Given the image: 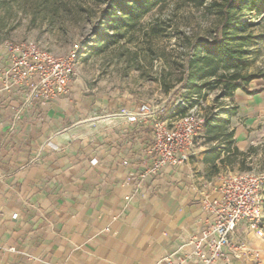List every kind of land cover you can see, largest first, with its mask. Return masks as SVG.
<instances>
[{
    "label": "crops",
    "instance_id": "0c3cea01",
    "mask_svg": "<svg viewBox=\"0 0 264 264\" xmlns=\"http://www.w3.org/2000/svg\"><path fill=\"white\" fill-rule=\"evenodd\" d=\"M3 57L0 43V68ZM29 91L0 83V264H156L205 227L210 183L235 165L242 171L239 159L219 162L224 152L204 159L218 144L203 130L188 164L146 174L149 123L128 121L138 105L101 102L96 113L75 87L48 101L28 99ZM234 97L245 117L233 146L246 153L264 141V91ZM172 110L164 120L179 116ZM233 240L246 249L232 264H264V237L246 223Z\"/></svg>",
    "mask_w": 264,
    "mask_h": 264
},
{
    "label": "rangeland",
    "instance_id": "374dc122",
    "mask_svg": "<svg viewBox=\"0 0 264 264\" xmlns=\"http://www.w3.org/2000/svg\"><path fill=\"white\" fill-rule=\"evenodd\" d=\"M72 3L77 11L74 15L67 11L70 0L57 13L49 6L38 5L36 0L22 4L7 1L0 8V43L33 42L58 56L77 47L79 60L70 87H75L78 96L89 98L96 113L101 110V102L108 105V110L123 104L146 103L167 111L179 99L187 103L185 83L181 82L187 57L199 42L214 38L219 25V7L215 3L221 0H208L202 7L188 0H168L147 14L124 40L107 46L97 41L103 6L93 0ZM245 14L251 24L248 30L256 40L247 47L249 64L241 73L258 76L249 83L250 91H264V15ZM154 26L160 28L158 34L152 33ZM216 96V90H206L199 101L194 97L187 105L195 107L203 117L211 112L220 119H229V128L234 132L235 123L245 115L237 112L234 96L217 105ZM172 121L170 117L167 124ZM235 166L232 172L238 171ZM239 167L242 171L264 172V141L248 153L243 164L239 162Z\"/></svg>",
    "mask_w": 264,
    "mask_h": 264
},
{
    "label": "built area",
    "instance_id": "2783aa9c",
    "mask_svg": "<svg viewBox=\"0 0 264 264\" xmlns=\"http://www.w3.org/2000/svg\"><path fill=\"white\" fill-rule=\"evenodd\" d=\"M2 47L4 63L0 68V83L4 91L30 89L28 99L42 101L68 94L70 79L79 60L77 47L60 56L33 42L6 41ZM176 106H186L187 112L170 125L163 118L168 113L165 108L155 109L146 103L139 104L128 118L133 125L149 123V153L154 161L146 167V174L157 175L165 166L186 165L194 153L195 141L204 130L205 119L183 99L177 100L172 108ZM210 186L215 196H203L207 213L205 227L156 264H232L246 249L243 243L233 240L241 222L257 237H264V172L224 173Z\"/></svg>",
    "mask_w": 264,
    "mask_h": 264
},
{
    "label": "trees",
    "instance_id": "16d2710c",
    "mask_svg": "<svg viewBox=\"0 0 264 264\" xmlns=\"http://www.w3.org/2000/svg\"><path fill=\"white\" fill-rule=\"evenodd\" d=\"M16 1L18 4L28 3L29 0ZM6 0L0 1V8ZM68 0H36L38 5L49 6L53 13ZM70 0V14L77 13ZM97 5H102L100 11L101 27L97 32V41L104 46L114 45L125 39L127 34L136 29L140 21L155 8L160 7L168 0H93ZM195 6L202 7L208 0H188ZM31 2V1H30ZM219 7L217 16L219 25L211 41L199 42L187 57L186 67L181 82L186 90V104L194 97L197 98L206 90H216L215 104L224 99H231L234 93L241 89L246 93L254 94L258 90H249V83L258 78L256 75H242V70L249 64L247 47L256 37L248 30L251 27L245 19V12L254 16L264 15V0H221L215 3ZM152 33L158 34L160 28L154 26ZM168 87H166V90ZM196 95V96H195ZM187 105V106H188ZM189 107V106H188ZM173 114L184 115L186 106H176ZM228 114V111H224ZM231 114V113H229ZM204 135L206 142L216 143L205 156V160H218L221 153H226L220 163L232 165L235 162L243 164L248 153L254 151L250 148L248 153L239 152L234 146V132L229 128V119H220L211 112L204 116ZM219 145H223L222 148ZM215 168V167H214ZM242 170L243 168L240 167Z\"/></svg>",
    "mask_w": 264,
    "mask_h": 264
}]
</instances>
